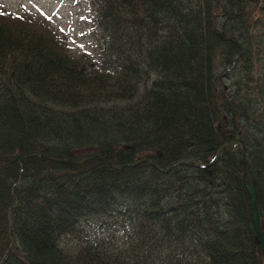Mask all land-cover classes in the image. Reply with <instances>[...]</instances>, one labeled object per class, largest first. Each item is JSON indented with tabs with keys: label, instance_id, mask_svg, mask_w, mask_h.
Wrapping results in <instances>:
<instances>
[{
	"label": "trees",
	"instance_id": "obj_1",
	"mask_svg": "<svg viewBox=\"0 0 264 264\" xmlns=\"http://www.w3.org/2000/svg\"><path fill=\"white\" fill-rule=\"evenodd\" d=\"M94 1L96 66L47 19L0 9V155L107 147L159 168L117 170L107 152L0 163V264H264L240 146L175 167L240 133L264 233V25L249 0Z\"/></svg>",
	"mask_w": 264,
	"mask_h": 264
},
{
	"label": "rangeland",
	"instance_id": "obj_2",
	"mask_svg": "<svg viewBox=\"0 0 264 264\" xmlns=\"http://www.w3.org/2000/svg\"><path fill=\"white\" fill-rule=\"evenodd\" d=\"M248 2V0H246ZM252 20L264 25V1L249 0ZM19 13H31L47 19L52 27L67 41V47L76 58L100 63V42L97 37V6L94 0H0V9ZM257 47V46H256ZM258 52L262 61L257 62L256 70L264 67V45ZM87 64V62H86ZM88 66H91L88 64ZM68 252L78 249L77 238L68 236L63 241Z\"/></svg>",
	"mask_w": 264,
	"mask_h": 264
},
{
	"label": "water",
	"instance_id": "obj_3",
	"mask_svg": "<svg viewBox=\"0 0 264 264\" xmlns=\"http://www.w3.org/2000/svg\"><path fill=\"white\" fill-rule=\"evenodd\" d=\"M212 106H213V109L215 111V101L214 100L212 101ZM234 146H240V148L242 150L241 159L244 162V164L247 166L248 179H247L246 188H247V191H248V193L251 197V200H252L253 220H254L255 230L260 237V240L263 244V250H264V233L260 227L257 185H256L254 175L252 174L251 168L249 166V162H248L247 155H246L245 143H244L243 139L241 138L240 133H237L236 135H234L231 142L226 143L223 146H221L217 152L216 157L210 163H202V162L197 161V160H184V161L177 163L175 165V167L179 166L180 164H186V163H193L196 166H201L204 168L213 167L214 165H216L219 162L224 150L227 148H230V147H234ZM104 152H107V158L109 160V163L112 165L113 168H115L117 170H121V169H124L127 167H136V166L144 164V163H148L150 165H153V166L159 168V164L155 160L150 159V158H144V159H141V160H139L135 163H132V164L119 165L113 159L112 150L110 148H107V147H101L95 153H92L90 155H86V156H83L80 158H71V157H68L66 155H60V154H47V153H44L42 151L27 152V153H24L21 155H17L15 157H8L5 155H0V163L14 164V163L20 162L22 159H25V158L43 157V158L51 160V161L61 160V161H68V162H71L74 164H83V163L87 162L88 160L99 157ZM172 169H173V167H170L168 170H165L164 172H169Z\"/></svg>",
	"mask_w": 264,
	"mask_h": 264
},
{
	"label": "bare ground",
	"instance_id": "obj_4",
	"mask_svg": "<svg viewBox=\"0 0 264 264\" xmlns=\"http://www.w3.org/2000/svg\"><path fill=\"white\" fill-rule=\"evenodd\" d=\"M217 155V154H216ZM257 233V232H256ZM258 234V233H257ZM259 236V235H258Z\"/></svg>",
	"mask_w": 264,
	"mask_h": 264
}]
</instances>
